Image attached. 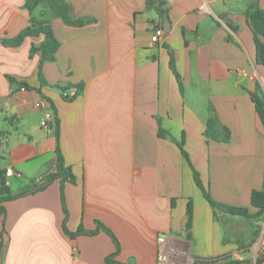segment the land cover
<instances>
[{"label":"crops","instance_id":"obj_1","mask_svg":"<svg viewBox=\"0 0 264 264\" xmlns=\"http://www.w3.org/2000/svg\"><path fill=\"white\" fill-rule=\"evenodd\" d=\"M61 1L79 24L45 1L30 13L25 0H0V172L9 195H21L2 204L0 264H157L159 246L168 264H264L256 252L264 218L214 215L192 173L215 202L256 214L264 126L251 95L256 84L264 94V69L245 11L253 2L264 11V0H156L162 19L147 0ZM30 18L48 21L60 43L42 65L41 88V54L31 47L43 36L3 43ZM156 27L163 35L152 42ZM209 119L227 141L204 136ZM57 150L73 176L65 213L59 179L32 192L56 173Z\"/></svg>","mask_w":264,"mask_h":264},{"label":"trees","instance_id":"obj_2","mask_svg":"<svg viewBox=\"0 0 264 264\" xmlns=\"http://www.w3.org/2000/svg\"><path fill=\"white\" fill-rule=\"evenodd\" d=\"M42 1H45L48 4V6L55 12L57 16L62 17L65 23L73 24V25L79 24V22L71 21L68 19L67 13L69 11V7L61 0H25V7L28 9L30 13H32L34 7ZM163 5L164 3L161 1H156V0L146 1V7L147 8L154 7L160 19H162L164 15V11L162 10ZM245 16H246L247 25L250 28L252 35H253V42L255 46V62L257 65L262 66L264 69V11L260 8L258 2H253L247 6L246 11H245ZM39 35L43 36V40L39 44V46L37 47L32 46L31 52H40L41 54L39 70H38V79H39L40 88H41L42 86H46V82L44 80L42 70H41L42 65L44 62H51L55 60V53L60 46V43L55 38L52 32L50 23L45 20L38 21V20H34L30 18L29 25L24 30H22L14 38L9 39L8 41H3V43L6 46L17 47L22 43V41L26 37H36ZM169 65L176 78V81L178 83L180 90H182L180 77L175 71L173 56L171 55V53H170ZM54 87L58 88L61 92H64L67 89L72 88V87L78 88V89L82 88L81 85L80 86L68 85L66 87L55 85ZM40 88L37 89L38 93H41ZM64 98L68 99L67 96H64ZM251 98L254 103L255 111L262 125L264 126V94L261 92L260 86L258 84H256V91L254 94L251 95ZM217 126L218 125L214 119H209L206 125V129L204 130V136L207 139H212L215 141H227L229 139L228 133L218 131ZM158 133L160 134V136L162 135V130L160 127L158 129ZM183 144L184 143H183V136H182L181 140L177 142V145L181 151V154L185 157L186 160H188V156L183 148ZM57 160L58 162H57L56 173L46 175L44 178L43 184L41 185L36 184L32 192L40 191L44 189L45 187H47L54 180L59 179L60 184H61V189H62L61 201H62L63 211L65 213L66 209H65L64 197H63V185L66 182H73V176L70 173L69 169L64 166L62 156L58 150H57ZM192 173H193L194 183L201 190L204 198L206 199L209 206L214 211V215H215V211L218 210V211H222L224 213H227L233 216H239L243 218H253L255 220L264 218V182H263V187L260 191H253L251 193V198H250L251 206L257 209L256 214L251 215L248 213L247 209L234 208V207L226 206V205L215 202L210 197L208 190L202 185L199 173L194 168H192ZM0 179H1L0 213H2L4 211V208L2 206L3 202L11 200L13 198L20 197L21 195L16 196V197L10 196L8 193V188L5 184V179L3 177L2 172H0ZM186 215H187V223L185 227H186V231L188 232L191 227V215H192V207H191L190 202H188L187 204ZM97 228L100 230H103L112 238L114 245L116 247V251H118L119 249L118 242L116 238L112 235L111 231L105 228L100 223H97ZM89 234H92V233H89ZM0 256H1V249H0ZM257 258H259L258 260H261L262 258H264V255H261ZM111 259H112L111 257L110 258L108 257L106 259V262L120 264L117 262H113ZM222 260L224 264H232V262H229L225 258H223ZM194 264H196V261L194 262Z\"/></svg>","mask_w":264,"mask_h":264},{"label":"built area","instance_id":"obj_3","mask_svg":"<svg viewBox=\"0 0 264 264\" xmlns=\"http://www.w3.org/2000/svg\"><path fill=\"white\" fill-rule=\"evenodd\" d=\"M163 35V30L159 27L154 28L151 41L156 42L159 40V38ZM42 103L38 102L36 104L37 107H41ZM46 122H42V126H45ZM13 174V171L11 169L6 170V175L11 176ZM163 239L161 237L158 238L159 244H161ZM257 257L264 255V235L261 234V237L259 239V242L257 244ZM168 257L165 252V250L159 246L157 249V264H168ZM202 264H224L222 259H210L203 261Z\"/></svg>","mask_w":264,"mask_h":264},{"label":"rangeland","instance_id":"obj_4","mask_svg":"<svg viewBox=\"0 0 264 264\" xmlns=\"http://www.w3.org/2000/svg\"><path fill=\"white\" fill-rule=\"evenodd\" d=\"M202 92V90H198V93H201ZM203 94H205V92L203 93ZM203 94H201V95H203ZM239 219V218H238ZM252 224V222H250V225Z\"/></svg>","mask_w":264,"mask_h":264}]
</instances>
